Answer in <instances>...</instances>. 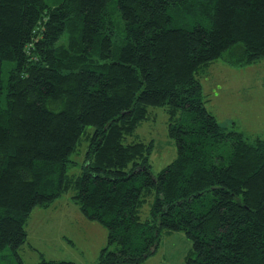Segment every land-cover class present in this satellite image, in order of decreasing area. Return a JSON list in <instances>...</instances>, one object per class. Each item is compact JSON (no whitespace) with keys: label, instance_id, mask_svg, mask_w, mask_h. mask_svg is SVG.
Instances as JSON below:
<instances>
[{"label":"trees","instance_id":"16d2710c","mask_svg":"<svg viewBox=\"0 0 264 264\" xmlns=\"http://www.w3.org/2000/svg\"><path fill=\"white\" fill-rule=\"evenodd\" d=\"M52 1L0 0V264H24L32 210L64 194L107 227L95 264L179 230L185 264H264V138L219 122L201 83L226 53L264 58V0ZM152 108L177 148L158 173L130 137Z\"/></svg>","mask_w":264,"mask_h":264},{"label":"rangeland","instance_id":"374dc122","mask_svg":"<svg viewBox=\"0 0 264 264\" xmlns=\"http://www.w3.org/2000/svg\"><path fill=\"white\" fill-rule=\"evenodd\" d=\"M228 56L226 53L216 60L201 78L204 91H210L207 108L219 122L227 125L236 122L245 135L264 138V58L240 66L231 64ZM152 109L150 119L130 137L154 140L151 164L158 173L176 157L177 148L167 134V113L162 108ZM91 129L87 132L91 133ZM85 147L84 142L79 147L80 154L72 159H82ZM70 171L79 173L80 165L72 166ZM149 206L143 207V218L150 214ZM27 230L28 241L22 253L24 264H35L42 258L68 262L61 264H95L108 241L107 227L84 215L70 194L60 196L48 207H35ZM192 249L193 241L184 231H173L162 237L156 252L141 264H185Z\"/></svg>","mask_w":264,"mask_h":264},{"label":"crops","instance_id":"0c3cea01","mask_svg":"<svg viewBox=\"0 0 264 264\" xmlns=\"http://www.w3.org/2000/svg\"><path fill=\"white\" fill-rule=\"evenodd\" d=\"M201 78H202V77H201ZM204 89H205V88H204ZM204 89H203V90H204ZM204 92L208 95V101H210V99H211V97H210V91H206V90H205ZM208 101H207V102H208ZM207 102H206V104H207ZM206 106H207V105H206ZM207 107H208V106H207ZM208 109H209V108H208Z\"/></svg>","mask_w":264,"mask_h":264}]
</instances>
